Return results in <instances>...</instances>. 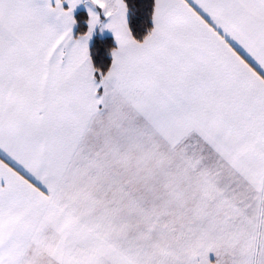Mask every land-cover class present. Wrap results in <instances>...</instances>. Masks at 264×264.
Wrapping results in <instances>:
<instances>
[{"label":"snow or ice","instance_id":"6c2138e0","mask_svg":"<svg viewBox=\"0 0 264 264\" xmlns=\"http://www.w3.org/2000/svg\"><path fill=\"white\" fill-rule=\"evenodd\" d=\"M0 264H264V0H0Z\"/></svg>","mask_w":264,"mask_h":264}]
</instances>
